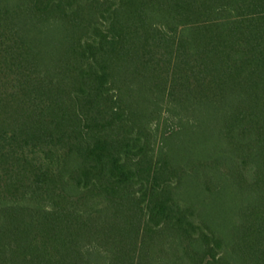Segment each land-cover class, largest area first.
<instances>
[{"label": "trees", "instance_id": "16d2710c", "mask_svg": "<svg viewBox=\"0 0 264 264\" xmlns=\"http://www.w3.org/2000/svg\"><path fill=\"white\" fill-rule=\"evenodd\" d=\"M0 264H264V0H0Z\"/></svg>", "mask_w": 264, "mask_h": 264}]
</instances>
